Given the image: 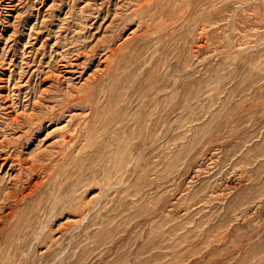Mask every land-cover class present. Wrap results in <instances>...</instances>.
<instances>
[{
    "label": "rangeland",
    "instance_id": "374dc122",
    "mask_svg": "<svg viewBox=\"0 0 264 264\" xmlns=\"http://www.w3.org/2000/svg\"><path fill=\"white\" fill-rule=\"evenodd\" d=\"M0 264H264V0H0Z\"/></svg>",
    "mask_w": 264,
    "mask_h": 264
},
{
    "label": "bare ground",
    "instance_id": "6f19581e",
    "mask_svg": "<svg viewBox=\"0 0 264 264\" xmlns=\"http://www.w3.org/2000/svg\"><path fill=\"white\" fill-rule=\"evenodd\" d=\"M54 60V59H53ZM93 79V78H92Z\"/></svg>",
    "mask_w": 264,
    "mask_h": 264
}]
</instances>
